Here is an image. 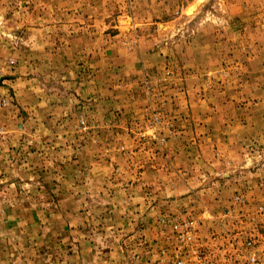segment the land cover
<instances>
[{
    "label": "rangeland",
    "instance_id": "obj_1",
    "mask_svg": "<svg viewBox=\"0 0 264 264\" xmlns=\"http://www.w3.org/2000/svg\"><path fill=\"white\" fill-rule=\"evenodd\" d=\"M0 264H264V0H0Z\"/></svg>",
    "mask_w": 264,
    "mask_h": 264
}]
</instances>
